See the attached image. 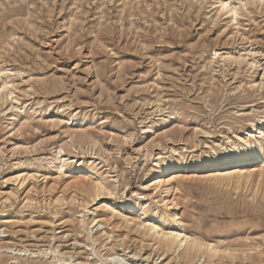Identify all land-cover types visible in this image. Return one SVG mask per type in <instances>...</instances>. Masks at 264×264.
<instances>
[{
  "label": "rangeland",
  "instance_id": "374dc122",
  "mask_svg": "<svg viewBox=\"0 0 264 264\" xmlns=\"http://www.w3.org/2000/svg\"><path fill=\"white\" fill-rule=\"evenodd\" d=\"M0 264H264V2L0 0Z\"/></svg>",
  "mask_w": 264,
  "mask_h": 264
},
{
  "label": "bare ground",
  "instance_id": "6f19581e",
  "mask_svg": "<svg viewBox=\"0 0 264 264\" xmlns=\"http://www.w3.org/2000/svg\"><path fill=\"white\" fill-rule=\"evenodd\" d=\"M227 3H225L224 1H222V7H224V6H227L226 5ZM226 8V7H225ZM253 160V158H250L249 159V161H252ZM246 162V161H245ZM168 177H170V176H168ZM170 179H171V177H170ZM163 182H165L166 181V179H165V177H164V180H162ZM99 194V193H98ZM97 197V196H96ZM94 200V199H93ZM181 237V238H180ZM186 240H187V238L185 237V236H183V235H181V234H173V235H171V237H168L167 239H166V241L165 242H163L164 244H163V247H164V249L165 250H169L170 248H172L175 244H182V242H186ZM191 250H193V249H191ZM171 251V250H170ZM197 252H198V250H197Z\"/></svg>",
  "mask_w": 264,
  "mask_h": 264
},
{
  "label": "snow or ice",
  "instance_id": "6c2138e0",
  "mask_svg": "<svg viewBox=\"0 0 264 264\" xmlns=\"http://www.w3.org/2000/svg\"><path fill=\"white\" fill-rule=\"evenodd\" d=\"M262 2H264V0H262Z\"/></svg>",
  "mask_w": 264,
  "mask_h": 264
}]
</instances>
